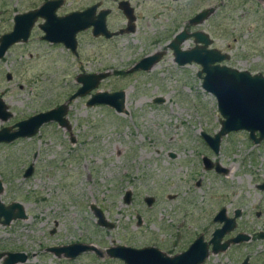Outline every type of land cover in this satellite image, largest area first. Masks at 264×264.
Here are the masks:
<instances>
[{"label": "rangeland", "instance_id": "obj_1", "mask_svg": "<svg viewBox=\"0 0 264 264\" xmlns=\"http://www.w3.org/2000/svg\"><path fill=\"white\" fill-rule=\"evenodd\" d=\"M136 15V31L96 38L77 35V54L50 44L33 29L27 42L12 46L0 59V99L12 117L0 130L41 112L68 105L70 129L45 124L32 138L0 144L1 201L22 204L28 218L0 225V253L29 255L24 264H118L92 254L75 260L51 248L74 243L139 248L152 244L171 255L188 249L203 235L206 242L221 227L215 218L242 211L236 230L251 240L210 254L203 264H236L250 257L264 264V139L256 144L248 131L222 139L214 153L202 134L221 129L217 98L207 92L198 64L179 66L170 43L190 16L215 9L194 31L207 33L210 48L230 55L226 65L264 75V0H126ZM44 0H0V37L13 29V18ZM113 10L107 19L115 33L128 20L113 0H67L66 10L94 3ZM193 39L182 47L189 49ZM163 53L150 71L129 72L146 56ZM110 72L88 95L70 100L80 75ZM11 75V80L8 75ZM126 94L125 112L105 105L90 107L97 92ZM156 98L164 102L157 104ZM171 154H176L175 158ZM207 157L228 169L206 170ZM34 165V174L25 171ZM131 192L130 203L125 202ZM147 198H153L149 206ZM103 211L110 227H101L93 210ZM260 215V216H258ZM139 219L143 221L138 225Z\"/></svg>", "mask_w": 264, "mask_h": 264}, {"label": "water", "instance_id": "obj_2", "mask_svg": "<svg viewBox=\"0 0 264 264\" xmlns=\"http://www.w3.org/2000/svg\"><path fill=\"white\" fill-rule=\"evenodd\" d=\"M58 6V1H50L44 4L40 9L19 14L16 17V27L8 34H4L0 38V59L3 58L8 50L15 44L27 42L30 38L33 25L38 17H47L45 13L51 9L52 17H55V10ZM98 6H94L85 12H75L65 18L60 19L58 25L52 24L43 25V30L46 33L44 39L54 43H63L68 49H71L74 54H77V34L94 26L93 34L95 37H105L111 39L114 36L123 35L126 33H134L136 31V16L134 9L129 1L120 2V9L123 10L128 25L126 29L119 32H111L107 26V16L110 11H103L95 18V11ZM213 13L214 8L207 9L197 14L192 20L193 25H200L205 22ZM194 38L196 46L191 50L182 49L181 46L188 39ZM213 44V40L207 33L193 32L189 34L184 31L176 36L174 41L169 45L173 50L175 61L179 66H186L196 63L202 67L198 76L203 81V88L213 94L218 101V108L222 115L221 129L217 134L211 136L203 133L202 137L207 145L216 153L220 152L222 139L232 132L248 131L250 139L256 144L264 139V75L252 74L249 71H241L231 68L223 63L230 59L229 54H225L218 49L209 48ZM163 53H156L144 57L129 72L135 73L138 71H150L163 58ZM110 76V72L99 74H83L77 78L81 84L79 90L72 95L70 100L88 95L96 89L100 82ZM11 80V75H8ZM157 104H162V98L154 100ZM126 94L120 92H97L88 101L90 107L97 105H105L114 109L117 113L125 112ZM68 105L62 104L57 108L46 112L38 113L30 118L20 121L13 127H5L0 130V144L13 143L21 138H32L36 136L40 129L50 122H57L62 128L70 129L67 119ZM12 113L8 111L5 102L0 99V119L7 121L12 117ZM259 134V135H258ZM172 156H175L172 154ZM206 170L215 168L216 172L227 174L228 170L222 167L219 163L214 162L205 157L203 159ZM34 165L31 164L25 171L24 177L30 178L34 174ZM264 191V184L258 186ZM3 192V186L0 182V193ZM132 199L131 192H127L125 202L130 203ZM146 202L149 206L154 203L153 198H147ZM98 224L101 227H110L104 213L97 207L93 208ZM242 216V211L237 210L235 217L230 219L226 216V209L216 216L215 222H224L225 225L221 229H216L211 240L206 242L204 236H200L195 240L191 247L184 253L176 256L171 260L173 264H203L210 256V253L218 254L226 251L231 245L245 243L251 240L247 234H240L237 237L223 242L224 237L236 228V221ZM259 216V215H258ZM28 218L26 210L22 204L14 202L10 205L4 204L0 199V225L9 226L15 220H25ZM264 238V234L260 236ZM93 247H88L82 244H73L65 248H51L50 250L56 255L65 254L67 257L76 258L82 253L93 250ZM109 253L113 257L124 259L127 264H153L156 257L163 258L165 256L159 250L145 249L138 250L126 246H117L111 248ZM157 255V256H156ZM155 258V259H154ZM28 261V255L25 253H2L0 254V264H18Z\"/></svg>", "mask_w": 264, "mask_h": 264}, {"label": "flooded vegetation", "instance_id": "obj_3", "mask_svg": "<svg viewBox=\"0 0 264 264\" xmlns=\"http://www.w3.org/2000/svg\"><path fill=\"white\" fill-rule=\"evenodd\" d=\"M50 1H58V6H57V8H56V10H55V17H52V12H51V9H49V10H47L46 11V15L47 16H49L50 18L48 19L47 17H45V16H43V17H38L37 19H36V21H35V23H34V25H33V28H32V32H31V34L33 33V29L34 30H36V29H39L42 33H43V36H41V39L42 40H44V41H47L48 43H50V44H63V43H54V42H50L49 40H46V39H44V37L46 36V33H45V31L43 30V25H45L46 23L47 24H52L53 26H56V25H58L59 24V22H60V19H62V18H65V17H67L68 15H71L72 13H75V12H85V11H87V10H89V9H91L92 7H94V6H98V8H97V10L95 11V18L101 13V12H103V11H110V14L107 16V19H108V17L110 16V15H112L113 14V10L112 9H109V8H103L102 6V3L101 2H98V3H94V4H92V5H90V6H88V7H86V8H82V9H75V10H72V11H68V10H66V6H67V0H44V2H43V4L42 5H40V6H38V7H34V8H31V10H29V11H26V12H24V13H28V12H33V11H36V10H38V9H40L44 4H46L47 2H50ZM114 2H116L117 3V7H118V9L124 14V12H123V10H121L120 9V2H122V1H126V0H113ZM175 1H178V0H175ZM131 4V3H130ZM133 8V7H132ZM134 9V8H133ZM202 11H205V10H202ZM202 11H200V12H202ZM200 12H198V13H196L193 17L192 16H190L189 17V19H188V23H185L184 24V26L182 27V30L179 32V33H177L176 35H175V37H174V39L176 38V36L178 35V34H180V33H182V32H184V31H186V32H188L189 34H191V33H193L192 31H191V29L193 28V26H198V25H193L192 23H191V20L197 15V14H199ZM24 13H18V14H16L15 16H14V18H13V29H12V31L15 29V27H16V17L19 15V14H24ZM134 14H135V10H134ZM125 15V14H124ZM136 16V15H135ZM137 19V18H136ZM128 20V19H127ZM136 22V21H135ZM136 24V23H135ZM127 25H128V23H127ZM201 25V24H200ZM107 26H108V24H107ZM127 27V26H126ZM124 29H126V28H123V29H121V30H124ZM88 31H90V32H92V34H93V31H94V26H91L90 28H88L87 29ZM87 30H84V31H87ZM121 30H119V31H121ZM11 31V32H12ZM84 31H81V32H84ZM118 31V32H119ZM11 32H9V33H11ZM80 32V33H81ZM194 32H201V31H194ZM8 34V33H7ZM79 34V33H78ZM77 34V35H78ZM93 36H94V34H93ZM95 37V36H94ZM1 38V37H0ZM76 38H77V36H76ZM97 38V37H96ZM99 38V37H98ZM30 39V38H29ZM190 39H192V38H190ZM190 39H188V40H190ZM187 40V41H188ZM174 41V40H173ZM186 41V42H187ZM193 41H194V45L192 46V47H190L188 50H191V49H193L195 46H196V44H195V40L193 39ZM185 42V43H186ZM185 43H183V44H185ZM18 44V43H17ZM77 44H78V40H77ZM183 44H182V46H183ZM16 45V44H15ZM64 45V44H63ZM65 46V45H64ZM181 46V48L182 49H185L184 47H182ZM66 47V46H65ZM78 47V46H77ZM185 50H187V49H185ZM222 120V119H221ZM23 121V120H22ZM17 124V123H16ZM205 141V140H204ZM206 142V141H205ZM220 149H221V147H220ZM213 151V150H212ZM176 155V154H175ZM171 156H172V154H171ZM173 158H175V156H173ZM215 164V167H216V165L218 164V163H214ZM223 167V166H222ZM215 169V168H214ZM213 170V169H212ZM228 170V169H227ZM224 209H226V208H222L220 211H219V213L217 214V216L222 212V210H224ZM237 210H240V209H237ZM237 210H235L234 211V216L233 217H229L228 216V213H227V210H226V216L228 217V218H230V219H232V218H234L235 217V212L237 211ZM260 216V215H259ZM241 218V217H240ZM16 221V220H15ZM142 223H143V221L141 220V219H139V223H138V225L140 226V225H142ZM217 223H220L221 224V227L220 228H217V229H221V228H223L224 227V225H225V223L224 222H217ZM237 225H238V219H237V221H236V228H237ZM236 228L234 229V230H236ZM233 230V231H234ZM232 231V232H233ZM231 233V232H230ZM238 235H240V234H237L236 236H234V237H229L228 239H226L225 240V237H224V239H223V242L225 243V242H227V241H229V240H231V239H233V238H235V237H237ZM261 235H263V234H261ZM260 235V236H261ZM201 236H203V235H201ZM200 237V236H199ZM198 237V238H199ZM197 239V238H196ZM195 239V240H196ZM195 240L193 241V243L195 242ZM193 243H191L190 244V246L188 247V249L191 247V245L193 244ZM74 244H80V243H74ZM71 245H73V244H71ZM82 245H85V246H88V247H93L94 249L93 250H89V251H86V252H84V253H82L80 256H78V257H76V258H71V257H67L65 254H62V255H60V256H62V257H64V258H66V259H73V260H75V259H77V258H80L81 256H83V255H85V254H92L93 255V258H94V262L95 263H97L98 261H100L99 259H101V260H104V261H106V263H110V262H115V263H118V264H127V262L124 260V259H122V258H119V257H113L110 253H109V250L111 249V248H114V247H117V246H125V245H116V246H109V247H107V248H105V250L104 251H100L95 245H93V244H90V243H88V244H82ZM236 245H238V244H236ZM70 246V245H69ZM231 246H233V245H231ZM230 246V247H231ZM65 247H67V246H65ZM65 247H59V248H65ZM126 247H129V246H126ZM230 247L228 248V249H230ZM131 248H134V247H131ZM156 249V250H159L162 254H164L165 256H163V258H161V256L160 257H156V260L155 261H153L152 263L153 264H173L174 262L173 261H171V260H167V257H169L170 259H173V258H175L176 256H178V255H180V254H182V253H184L185 251H187L188 249H186L185 251H183V252H181L180 254H177V255H171V252H165V251H162L161 249H159V247L158 246H155V245H152V244H148V245H144V246H141V247H139V248H135V249H138V250H145V249ZM227 249V250H228ZM226 250V251H227ZM51 251V250H50ZM226 251H222V252H219L218 254H221V253H224V252H226ZM2 253H9V252H2ZM2 253H0V254H2ZM10 253H25V254H27L26 252H24V251H21V252H10ZM212 253V252H211ZM210 253V254H211ZM213 254V253H212ZM28 255V254H27ZM157 256V255H156ZM210 257V256H209ZM155 259V258H154ZM28 260H29V255H28ZM27 262V261H26ZM25 262V263H26ZM205 263V262H204ZM18 264H24V263H18ZM147 264H150L149 262L147 263ZM236 264H252V260H251V258L250 257H246V258H244L242 261H239V262H237Z\"/></svg>", "mask_w": 264, "mask_h": 264}]
</instances>
